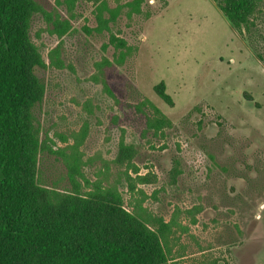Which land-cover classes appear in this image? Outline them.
<instances>
[{
  "label": "rangeland",
  "instance_id": "1",
  "mask_svg": "<svg viewBox=\"0 0 264 264\" xmlns=\"http://www.w3.org/2000/svg\"><path fill=\"white\" fill-rule=\"evenodd\" d=\"M35 1L44 11L29 30L45 63L34 70L45 88L33 109L39 182L71 190L62 153L84 133L82 193L84 178L100 179L127 210L170 222L178 264H264V1L253 41L214 0H144L130 15L131 0H78L72 14L63 0ZM101 1L119 13L97 32ZM48 16L68 19L69 31L57 36ZM111 33L126 41L121 62ZM104 59L112 65H96ZM160 81L173 106L154 92ZM154 107L169 122L159 130ZM121 141L129 154L119 163ZM130 163L153 182L129 191Z\"/></svg>",
  "mask_w": 264,
  "mask_h": 264
},
{
  "label": "trees",
  "instance_id": "2",
  "mask_svg": "<svg viewBox=\"0 0 264 264\" xmlns=\"http://www.w3.org/2000/svg\"><path fill=\"white\" fill-rule=\"evenodd\" d=\"M77 1L62 3L72 14ZM143 1L127 2V14L139 13ZM214 1L234 29L253 41L264 0ZM95 10L97 32L108 30L119 13V8H110L105 1ZM38 12L44 13L35 0H0V264H178L167 249L170 222L127 210L121 193L104 186L100 179L84 178L87 191L82 193L76 177L83 178L78 146L84 133L69 153H62L71 190H56L39 182L37 160L44 147L33 109L41 102L45 88L34 70L45 63L29 35L32 17ZM47 19L59 37L70 29L68 19ZM109 43L119 49L121 62L126 41L111 33ZM54 64L62 66L59 60ZM96 65L112 64L104 59ZM101 81L112 95L104 78ZM153 89L173 106L163 81ZM154 113L151 126L156 130L169 124L157 107ZM119 147L116 162L122 163L129 148L122 141ZM130 166L136 177L125 173L129 191H134L137 183L153 182L150 173L140 175L134 164Z\"/></svg>",
  "mask_w": 264,
  "mask_h": 264
}]
</instances>
